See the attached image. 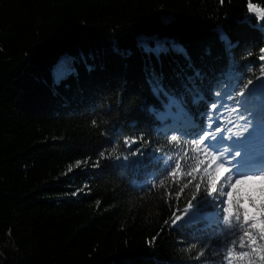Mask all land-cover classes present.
<instances>
[{
  "label": "trees",
  "instance_id": "1",
  "mask_svg": "<svg viewBox=\"0 0 264 264\" xmlns=\"http://www.w3.org/2000/svg\"><path fill=\"white\" fill-rule=\"evenodd\" d=\"M248 3L264 8V0H0V264H220L211 248L199 256L206 234L171 224L191 198V185L177 198L191 178L161 176L165 184L156 179L153 188L151 166L125 165L143 146L145 164L159 150L155 156L183 157L181 173L195 167L183 138L169 143L174 129L157 131L147 111L161 102L146 66L155 65L177 93L201 72L199 86L211 101L228 63L220 27L238 42L241 83L255 80L264 70V32L241 23L250 17L257 24ZM163 17L173 19L164 24ZM142 35L175 41L186 56L149 60L137 47ZM62 57L74 71L56 83ZM133 138L129 148L124 142ZM101 151L111 156L100 159ZM199 159L202 171L207 159ZM77 161L90 169L68 174Z\"/></svg>",
  "mask_w": 264,
  "mask_h": 264
},
{
  "label": "snow or ice",
  "instance_id": "2",
  "mask_svg": "<svg viewBox=\"0 0 264 264\" xmlns=\"http://www.w3.org/2000/svg\"><path fill=\"white\" fill-rule=\"evenodd\" d=\"M223 2L221 0V4ZM247 8L250 13L257 14V24L251 25L250 17H245L241 23H248L264 32V23L259 19L264 18V8L252 3H248ZM172 19L163 17L162 23L168 24ZM216 31L225 45L228 63L218 78L211 101L199 86L203 80L201 72L195 71L187 76L184 91L177 93L166 88L155 65L146 66L150 90L161 102L159 108L155 105L147 107L159 125L157 131L167 133L169 129H174L168 142H175L179 146L183 138L184 156L188 155L190 148L198 163L181 173L180 161L183 157L177 155L174 160L172 155L155 156L154 152L159 150H154L147 153L149 163L145 164L143 146L130 153L139 159L129 161L128 156L123 159L129 161L125 167L134 165L147 170L151 166L153 188L157 186L156 179H159L160 186L165 184L161 176L191 178L177 193L179 198L184 189L191 185L194 189L191 198L182 209H178L180 214L172 213L171 224L176 226L183 221L179 228H190L193 234H206L199 237L198 242L204 244L199 256L211 248L213 256L221 257L220 264H264V70L255 80L248 78L241 83L244 78L237 71L233 52L238 42H232L220 27ZM137 47L149 60L155 58L157 63L170 52L186 56L175 41L159 35L139 36ZM115 50L118 54L127 55L119 48ZM261 53H264V49H261ZM259 59L264 60V55ZM73 71L70 59L62 57L53 69L54 82L59 83ZM189 102L196 109L195 114L189 109ZM202 104L209 105V108L201 111ZM225 113L227 119L222 118ZM139 139L143 141L144 137L140 136ZM136 142V138H133L131 141L126 139L124 143L130 148ZM201 155L207 159V166L202 171L200 165L205 160L199 159ZM99 156L106 159L111 153L106 157L105 152L101 151ZM116 159L121 157L117 156ZM80 164V161L76 162L77 167ZM92 166L98 167L99 160ZM196 173H200L199 177ZM202 191L204 195L198 199ZM213 241L217 242L216 245H213ZM196 246L192 244L193 248Z\"/></svg>",
  "mask_w": 264,
  "mask_h": 264
},
{
  "label": "rangeland",
  "instance_id": "3",
  "mask_svg": "<svg viewBox=\"0 0 264 264\" xmlns=\"http://www.w3.org/2000/svg\"><path fill=\"white\" fill-rule=\"evenodd\" d=\"M223 119H227V115H226V113H225V116L224 117H222ZM86 166V164L84 163V162H81V164H80V166L79 167H77V165L75 164V166L73 167V168H71L72 170L71 171H68V174L69 173H73V172H75V171H77L79 168H85V170H88V169H90V166H88V167H85ZM226 175V174H225ZM80 191H77V192H75V193H79Z\"/></svg>",
  "mask_w": 264,
  "mask_h": 264
},
{
  "label": "bare ground",
  "instance_id": "4",
  "mask_svg": "<svg viewBox=\"0 0 264 264\" xmlns=\"http://www.w3.org/2000/svg\"><path fill=\"white\" fill-rule=\"evenodd\" d=\"M185 219H186V217H185Z\"/></svg>",
  "mask_w": 264,
  "mask_h": 264
}]
</instances>
